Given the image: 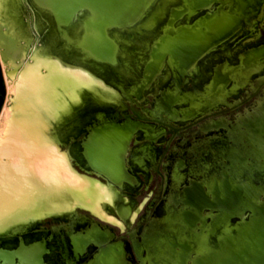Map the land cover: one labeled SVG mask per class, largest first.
<instances>
[{
	"label": "water",
	"instance_id": "water-1",
	"mask_svg": "<svg viewBox=\"0 0 264 264\" xmlns=\"http://www.w3.org/2000/svg\"><path fill=\"white\" fill-rule=\"evenodd\" d=\"M159 1L165 0H22L39 43L48 41L55 56L103 79L119 90L122 102L130 104L132 114L120 112L123 121L115 120L118 113L111 106L89 105L66 131L67 145L79 169L111 180L130 192V197L142 183L139 174L147 171L146 167L137 168L138 150L152 148L164 135L163 127L172 128L171 123L182 125L205 114L218 115V92L214 91L237 74L217 72L211 93L195 105L174 84H188L204 58L231 49L243 30L252 28L250 20L263 8L260 4L255 8L257 0H168L170 12L153 33L141 36L129 30ZM86 22L91 28L82 30ZM253 60L255 56L245 58L243 71ZM165 67L170 85L154 94L156 77L165 73ZM227 122L224 117H212L198 125V130L207 133L206 139L192 144L173 167H164L166 217L150 223L140 240L130 237L135 259L127 256L128 246L115 240L111 227L83 217L87 221L63 224L61 231L53 229L54 234L31 240L17 237V245L0 247V264H53L48 256L55 247L61 250L65 264H262L264 109L249 112L229 125ZM254 178L253 184L250 180ZM203 210L212 220L218 218L214 211L233 212L241 218L250 212L261 229L243 232L240 251L226 258H220L217 247L205 254L200 251L205 245L201 238ZM248 219L249 225L250 214Z\"/></svg>",
	"mask_w": 264,
	"mask_h": 264
},
{
	"label": "bare ground",
	"instance_id": "bare-ground-1",
	"mask_svg": "<svg viewBox=\"0 0 264 264\" xmlns=\"http://www.w3.org/2000/svg\"><path fill=\"white\" fill-rule=\"evenodd\" d=\"M167 2L159 1L129 30L145 34L162 18L159 7ZM23 9L22 0H0V61L10 106L0 129V243L25 236L48 216L68 220L80 209L124 230L142 204L126 220L131 207L126 190L79 170L62 127L89 105L125 108L122 94L85 68L55 56L48 41L39 43ZM165 69L156 77L154 94L170 85Z\"/></svg>",
	"mask_w": 264,
	"mask_h": 264
},
{
	"label": "flooded vegetation",
	"instance_id": "flooded-vegetation-1",
	"mask_svg": "<svg viewBox=\"0 0 264 264\" xmlns=\"http://www.w3.org/2000/svg\"><path fill=\"white\" fill-rule=\"evenodd\" d=\"M259 4L262 5L263 8L259 16L256 14L257 16L255 15L254 19L250 20L252 28L243 30L242 35H239L240 40H238L231 49L224 48L221 49L220 52L209 54L204 58V61L198 65L195 72L192 73L193 78H188L189 83L182 85L180 88L178 87L182 89L181 91L186 92L184 87L192 86L193 81L198 79V77H203L208 81L214 82V77L217 72L222 74L234 72V74H237V77H232L227 85L223 87L222 83H220L214 91V94L218 92V96L216 97L217 103L219 104V109L217 111L218 115L207 116L205 114L197 119L199 122L196 125H191L193 122L197 121L196 119L194 121H185L182 125L171 123L172 128L163 127L165 130L164 135L160 137L159 142L152 148H149L148 151H145V148H140L138 150L137 163H139V165L137 168L146 167L149 169H147V171L143 170V173L139 174L142 185L139 186L133 197H130V192H124V195L126 194L125 196L130 200L128 206H131L130 213L126 220L130 219L129 217L132 215L134 207H138L142 204L131 224L127 225L124 230L119 226L105 223L94 217L96 218L94 221L112 228L116 235L115 240L121 239L124 242V247L128 246L130 252L127 256L129 258L135 259L130 237L140 240V235L144 233L150 223L155 222L157 219H162L166 214L164 209L166 201L164 193L166 192L167 172L164 170V167H173L177 159L182 157L192 144L200 143L201 140L206 139L207 133L198 130V125L207 122L212 117H224L229 121L227 122L229 125L230 122L247 116L249 112L254 113L255 111L258 112L264 109V0L255 1L256 7H254L257 8ZM157 28L158 27H156V29ZM248 56H255V60H253L251 67L247 71H243V61ZM234 67H237L235 69L236 71L233 69ZM230 93V96H225ZM122 104L125 108L112 107L114 112L118 113L115 115L116 121L125 120V116L120 114L121 111L132 114L129 109L130 104L126 101L122 102ZM132 106L135 110L140 111L139 107L135 104H132ZM140 113L143 114L141 111ZM132 118L135 119V116L132 115ZM221 131L224 132L225 130L221 129ZM212 134L215 135L216 132L214 131ZM130 145L132 146L133 143L131 142ZM76 167L79 169L77 165ZM256 180L257 179L254 178L250 181L254 184ZM260 181L264 183V177H262ZM153 183L155 186L153 189H150ZM142 191L149 192L146 193L143 201L139 203L137 198ZM260 201H264L263 196H261ZM227 213L230 214V216L227 217ZM231 213L224 212V210L219 212L214 211L213 214L218 216V218L212 220L206 214V210L202 212V215L205 217V225L202 229L201 238L206 246L212 245V247H217L220 250V256H222L220 258L224 256L226 258L227 255L240 251L242 233L253 231L250 224L248 225V214L251 215L252 219L253 213L246 212L243 218ZM234 213H239V210H235ZM256 215L258 216L259 214ZM83 217L88 218V220L91 219L77 213L68 220H57L52 216H48L41 220L40 224L34 227L30 233L23 236V238L31 240L37 235L54 234L53 229L59 227V231H61L62 228L60 227L63 224H67L71 221H87L86 219H81ZM45 219H48L49 222L43 223ZM114 228L117 229L118 233L114 231ZM260 229L261 227L254 225V232ZM0 244V247L17 245V237L12 240H4ZM54 246L57 245L55 244ZM48 258L53 264L66 263V260L62 257L61 250L56 249V247ZM262 261V264H264V260Z\"/></svg>",
	"mask_w": 264,
	"mask_h": 264
},
{
	"label": "rangeland",
	"instance_id": "rangeland-1",
	"mask_svg": "<svg viewBox=\"0 0 264 264\" xmlns=\"http://www.w3.org/2000/svg\"><path fill=\"white\" fill-rule=\"evenodd\" d=\"M170 6H172L171 5V3H166V4H164V5H162V6H160L159 7V10L161 11V13H162V18H160V19H158V20H156L155 21V23H154V25H152L149 29H148V31L145 33V34H139V35H141V36H144V35H146V34H151V33H153V30L154 29H156V27H158V24H159V22H161L162 20H164V18H165V15L166 14H168L169 12H170V9H171V7ZM86 21H88V19L86 20ZM88 27H89V25H88V22H86V23H84L83 25H82V30H87L88 29ZM164 27L165 26H163V28L162 29H164ZM91 27H89V29H90ZM161 29V30H162ZM91 32V31H90ZM93 33V32H92ZM84 34H85V32H84ZM93 36L95 37V38H98L94 33H93ZM146 54H148V53H146ZM130 55H131V57H134V54L133 53H131L130 52ZM122 56H124V55H122ZM1 60V59H0ZM0 76H1V78H0V100H2V103H1V105H0V129H2V125H3V122H4V119H5V115H7L8 114V112H9V109H10V106L7 104L8 103V83H7V79H6V75H5V70H4V67H3V63H2V61H0ZM180 82V81H179ZM175 83L174 84V86L176 87V89L178 88V87H180V86H182L180 83ZM210 84V86H205V88H206V90H207V93L208 92H210L211 93V90H212V87H213V85H214V82L213 81H210L209 82ZM179 89V88H178ZM171 90H174V87H171ZM205 90V91H206ZM3 95V96H2ZM180 95H182V93L180 94ZM188 100H190L191 101V103H192V105H195V104H197V103H195L196 101H197V99H194V97L193 96H190V97H188ZM198 104H200V103H198ZM95 106H100V107H106V106H111V105H99V104H94ZM191 105V104H190ZM111 107H113V106H111ZM114 108V107H113ZM86 109V108H85ZM84 109V110H85ZM79 117V116H78ZM1 119H2V121H1ZM76 120H77V118H76ZM76 120H72V122L73 121H76ZM71 122H69V121H67V122H65L63 125H62V127H63V129H65L64 131H67L68 130V128H69V124H70ZM67 134V133H66ZM155 186V184L153 183L151 186H150V189L152 188L153 189V187ZM147 192H149V191H147ZM146 191H142L141 193H140V195L138 196V198H137V200H138V202L140 203L141 201H143V199H144V196L146 195V193H147ZM77 214H79V215H82V216H86V217H89V218H91V220H94V219H96V218H98V217H96V218H94L95 216L93 215H91L90 214V212L87 210V209H80L79 210V212L77 213ZM166 217V216H165ZM165 217H164V219H165ZM99 220H101V221H103L102 219H100V218H98ZM167 219H169V217H167ZM49 222V220L48 219H45L44 221H43V223H48ZM82 222V221H81ZM103 222H105V223H108V224H111L110 222H106V221H103ZM112 225H114V226H117V225H115V224H112ZM122 229V228H121ZM123 230V229H122ZM114 231L116 232V233H118V231H117V229L116 228H114ZM21 237V236H20ZM23 237V236H22ZM213 250V247H212V245H207V246H201V248H200V251H202L203 253H205V254H207V251H212ZM161 251V250H160ZM159 253L160 252H158L157 253V256L159 257Z\"/></svg>",
	"mask_w": 264,
	"mask_h": 264
},
{
	"label": "crops",
	"instance_id": "crops-1",
	"mask_svg": "<svg viewBox=\"0 0 264 264\" xmlns=\"http://www.w3.org/2000/svg\"><path fill=\"white\" fill-rule=\"evenodd\" d=\"M169 80H170V77H169ZM209 82L210 81H208L207 79H205L203 77H198V79H196L195 81H193V85L192 86L190 85L188 87H184V89L188 90L189 92H192L194 99H197V102L200 103L201 102V101H199V98L200 97H205V96H207V95L210 94V92L207 93V90L205 88V86H207V85L210 86L209 85L210 84ZM254 223H255L254 222V219L253 220L251 219L250 227L253 228V231H250V233H252V232L254 233V225H255Z\"/></svg>",
	"mask_w": 264,
	"mask_h": 264
}]
</instances>
